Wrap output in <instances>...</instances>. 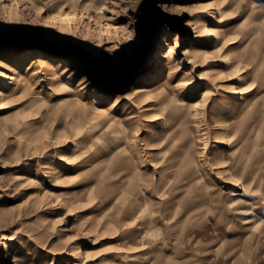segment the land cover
<instances>
[{"label": "rangeland", "instance_id": "obj_1", "mask_svg": "<svg viewBox=\"0 0 264 264\" xmlns=\"http://www.w3.org/2000/svg\"><path fill=\"white\" fill-rule=\"evenodd\" d=\"M94 53L105 65L82 82ZM0 59V95L21 87L0 102L14 116L0 121V264L153 261L118 224L127 186L96 176L116 165L100 134L124 128L136 165L164 179L182 134L151 92L165 80L183 113L198 102L189 134H202L183 168L195 180L172 179L177 211L155 207L163 225L148 239L169 264H264V0H0ZM176 134L163 150L158 137ZM97 180L115 189L97 193Z\"/></svg>", "mask_w": 264, "mask_h": 264}, {"label": "bare ground", "instance_id": "obj_2", "mask_svg": "<svg viewBox=\"0 0 264 264\" xmlns=\"http://www.w3.org/2000/svg\"><path fill=\"white\" fill-rule=\"evenodd\" d=\"M230 1H234V0H223L224 4L230 3ZM219 12H221V10H219ZM209 32L212 33L211 30ZM209 36H213V34H209ZM149 40L150 37H148L147 40L145 41L146 46L148 45ZM172 49L173 47L170 48L169 54H172L173 52ZM91 56H92L91 58L92 62H90V65L86 63L82 67L83 71L80 77L82 82L87 80L86 76L90 68H97L105 65L104 62L101 61V57L98 55V53H94ZM0 62H2L1 59ZM50 66H52V64H50ZM57 66H60V63ZM157 67L158 65L156 66L155 69H157ZM64 69H65L64 73H68L71 70V68H69L68 65L65 66ZM167 82L168 81L165 80L164 82L157 83L156 85L153 86L151 92L156 93L159 105L163 106V113L165 114L166 121L172 123L171 129L172 130L175 129L174 128L175 121L179 122L180 125L178 126V128L182 130V134L178 138L180 141L179 145L175 146L176 152L174 154H170L169 156H167V158L164 159V166L161 169V175H160L161 177L164 178L163 180H159L156 182L151 180L149 177H147L145 172H143V170H141L139 166L136 165V161L138 164V160L136 159L135 161V157L130 155L129 153V149H128L129 143L127 141L129 138V134L128 133L126 134V130L124 128H121L120 131L118 130L114 131V133L111 136H106V134L104 133L100 134L101 137L104 138L105 142L108 144L107 148L110 149V153L114 151L113 153L115 154L116 157V161H115L116 165L115 167L108 169L106 172L104 171L99 172L96 178L98 179V177L100 178L101 176H102L101 178L111 177L112 180L111 184L114 185L121 184L122 186H127L126 190L131 194V196L128 193L124 195L121 193L120 195L117 194V196L119 195L117 200H120L121 198L124 200L123 209L125 211L124 217L122 218V220L118 221V224L124 226L129 225L128 232H126V238L127 236L131 238L129 241L131 244H139L141 246H146L147 248H150L153 254L155 255L153 261L146 260L139 262V264H163V263L169 264V261L166 258L161 259L159 250L157 249V242L153 243L151 242L150 239H148L150 235V230L152 228L151 227L152 224H156V226H154L155 228L158 227L159 225H163V218L156 215V212L158 210L156 211L155 207L164 206L166 209V206H168L166 211H169L170 214L171 213L173 214L175 211H177V209L174 208V204L172 200L168 199L169 195L174 190L172 179L177 178L181 181L183 180L184 184H182L180 188L185 190L186 187L195 180V175H196V172L192 167H188L186 169L183 168L188 166L186 164H188L189 161H192L194 159V153H192V150L189 149L191 146L190 144L194 143V137L195 136L197 137L198 134L201 133L200 130H197L195 131L197 132L196 135L192 136L189 134L190 115L194 114L192 113L193 109L195 111V114H198V102H196L192 106H185L188 111H184L183 113V110L185 109L184 107L180 108L174 105L175 101L172 99V89L169 87ZM59 83H62L60 79H59ZM19 87L20 85L17 84L13 88L1 92L0 102L3 104L5 101L3 106L9 104L13 100L12 98L13 96L11 94L16 92L19 89ZM28 89L29 87L25 86L22 92L24 93L28 91ZM33 98L34 99L31 102L32 104H37L39 103V100L44 99L39 97L38 95H33ZM69 102L71 104L77 103L75 97L74 98L72 97L69 100ZM78 103L80 106L83 107L82 103L80 102ZM247 103L248 101L246 102V105ZM185 115L186 116L189 115V116L185 119L184 118ZM224 117H225L224 120L226 122L230 120L228 116L225 115ZM13 118L14 116H12L11 114H7L0 117V121H8V120H12ZM115 121L116 119L115 117H113L110 123H114ZM233 123L234 125L232 127L231 126L227 127L226 133L228 135H231L232 137H235L242 127L241 125H238L235 122ZM172 132L174 133L175 131ZM177 135L178 134L174 135L173 137H170L168 135L165 136L161 135L158 137V140L163 142V150H166L170 148V146L172 147V145H174L172 144V142L174 141V138ZM164 173L166 174L165 176ZM95 185H96L97 193L99 192L105 195H110L111 190L114 187L111 186L110 188L109 186H102L98 180L96 181ZM230 195L240 197L242 194H240V192H231ZM77 196L74 195L73 198H76ZM190 203L192 202H188V201L185 202L183 216L186 215L187 217L188 216L190 217L189 214L191 212V209H195L196 205ZM148 206H153L154 208L153 209L150 208V210H148L149 212L148 215H143V211L145 207ZM129 221H131L130 224H128ZM160 251L162 252V250ZM193 255L194 253H188L187 257L190 258Z\"/></svg>", "mask_w": 264, "mask_h": 264}]
</instances>
